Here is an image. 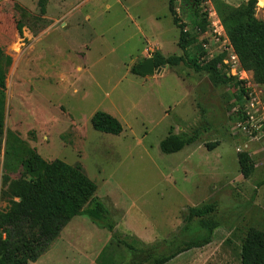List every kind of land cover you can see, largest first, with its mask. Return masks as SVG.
I'll return each instance as SVG.
<instances>
[{"label": "rangeland", "instance_id": "obj_1", "mask_svg": "<svg viewBox=\"0 0 264 264\" xmlns=\"http://www.w3.org/2000/svg\"><path fill=\"white\" fill-rule=\"evenodd\" d=\"M81 1L65 0L66 12ZM223 1L238 8L249 0ZM123 4L128 9L84 8L71 18L66 15L63 29L56 21L65 12L55 0L44 16L37 0H0V213L8 205L5 178L25 179L23 163L32 151L47 163L61 160L82 167L96 184V196L109 209L116 231L159 245L144 256L132 255L105 225L79 216L32 264L152 260L187 239L181 231L190 208L210 203L220 224L213 242L167 264H241L246 232H264V185L258 186L264 181V84L231 60L225 31L212 24L210 0L201 5L205 30L187 22L178 0L173 6L171 0ZM255 13L264 21V0H258ZM179 25L189 34L185 52L178 46ZM156 52L183 57L184 63L165 66L153 76L133 73ZM220 56L231 60L218 63L231 82H216L214 74L196 72L189 63L191 57L207 64ZM243 88L253 98L261 131H243L250 102L244 101ZM99 111L120 120L123 133L94 130L91 119ZM171 129L174 134L199 129L201 137L167 155L160 143ZM243 153L253 165L249 178L239 164Z\"/></svg>", "mask_w": 264, "mask_h": 264}, {"label": "trees", "instance_id": "obj_2", "mask_svg": "<svg viewBox=\"0 0 264 264\" xmlns=\"http://www.w3.org/2000/svg\"><path fill=\"white\" fill-rule=\"evenodd\" d=\"M174 1L171 0V6ZM223 25L226 36L237 55L241 69L254 73L255 80L264 84V21L255 16L258 0H249L241 7H233L223 0H210ZM182 16L196 29L205 30L206 19L202 12L203 0H178ZM49 0H37L41 16L46 15ZM180 39L178 46L182 51L188 49L189 34L184 26L179 25ZM159 68L178 67L184 63L183 57H165L156 52L153 57ZM224 56L211 63H200L191 57L189 63L196 72L214 74L216 82H231L226 74H221L218 63ZM141 65L133 69L139 72ZM245 93V89H242ZM3 111V97L0 90V117ZM94 130L119 136L124 127L120 120L106 112H96L91 119ZM3 124L0 121V150ZM201 137L199 129L190 133L169 135L160 143L161 152L175 154L195 145ZM210 149L213 146H209ZM31 155L23 163L25 179L10 181L5 178L6 186L3 199L7 201L6 209L0 213V264H32L36 263L48 252L64 229L76 217L86 216L93 223H100L112 233V239L123 246L132 255H145L158 250L159 245H146L134 236L116 231L110 217V211L97 196L96 184L86 175L82 167L72 166L61 160L45 162L37 153ZM239 164L243 177L249 178L253 171L251 159L247 153L240 154ZM28 177V178H27ZM264 181L258 183L261 187ZM216 206L212 203L192 207L188 210L181 234L187 239L175 244L170 253L147 256L136 264H167L179 255L194 249H201L213 242L215 232L220 224L215 217ZM241 264H264V232L250 228L242 241L240 252Z\"/></svg>", "mask_w": 264, "mask_h": 264}, {"label": "crops", "instance_id": "obj_3", "mask_svg": "<svg viewBox=\"0 0 264 264\" xmlns=\"http://www.w3.org/2000/svg\"><path fill=\"white\" fill-rule=\"evenodd\" d=\"M53 0H49V4H48V8H47V15L50 11V5L52 3ZM56 1V7H60V5H62L61 7V12L64 11L65 13H61L62 15H60V17L57 19L56 22H60V27H62L63 29L67 26V20H65L66 15H69L70 18L72 16H75L78 14L79 11L83 10L84 8H90V9H98V8H104L105 12H109L112 9H114L115 7H119V9L121 11H124L125 9H128L123 3L125 2V0H82L74 9L70 10L69 12H66V5L65 4V0H55ZM126 7V8H125ZM87 19H90V16L87 14ZM65 20V21H64ZM65 26V27H64ZM50 30L52 31L53 29L50 28ZM58 31V30H56ZM45 37H48L45 36ZM88 47V46H87ZM145 61V60H144ZM143 64V63H142ZM141 64V65H142ZM86 66V65H85ZM76 70V68H75Z\"/></svg>", "mask_w": 264, "mask_h": 264}, {"label": "built area", "instance_id": "obj_4", "mask_svg": "<svg viewBox=\"0 0 264 264\" xmlns=\"http://www.w3.org/2000/svg\"><path fill=\"white\" fill-rule=\"evenodd\" d=\"M213 18H215L214 20H212V24L214 27H218L220 30H222L224 32V28H223V25L220 21V19L218 18L217 16V13L215 12V10L213 11V13L211 14ZM231 50H232V57H231V60H233V63H238L240 64L239 62V59L237 57V55L235 54L232 46H231ZM230 59H227L225 58L223 60V62L225 64H229ZM244 101H248L250 100V102L248 103V106L245 110V113H244V118H245V121H244V124H241L243 125V131L244 132H254V131H261L262 127H263V124H261V122H258L256 119V117L258 116L256 114V111L254 110L255 109V103L253 102V98L251 97L250 93H249V90H245V93H244ZM262 122L264 123V116H262ZM264 133V132H263Z\"/></svg>", "mask_w": 264, "mask_h": 264}, {"label": "water", "instance_id": "obj_5", "mask_svg": "<svg viewBox=\"0 0 264 264\" xmlns=\"http://www.w3.org/2000/svg\"><path fill=\"white\" fill-rule=\"evenodd\" d=\"M162 70L163 68H159L156 66L153 58L146 59L139 68L140 74L145 76H153L155 74H159Z\"/></svg>", "mask_w": 264, "mask_h": 264}]
</instances>
